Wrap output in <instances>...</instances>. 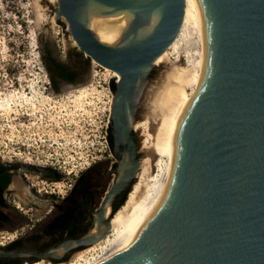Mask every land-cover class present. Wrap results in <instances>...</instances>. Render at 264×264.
<instances>
[{"label":"water","instance_id":"obj_1","mask_svg":"<svg viewBox=\"0 0 264 264\" xmlns=\"http://www.w3.org/2000/svg\"><path fill=\"white\" fill-rule=\"evenodd\" d=\"M183 4L56 0L54 17H63L81 54L118 73L109 108L116 135L127 139V157L120 160L85 232L46 250L0 247L1 254L59 258L56 248L63 253L106 233L105 208H117L109 207L110 200L137 169L129 139L134 97L155 65L153 58L174 37ZM186 4L209 56L205 91L183 125L165 201L99 264H264V0ZM122 10L130 16L114 41H101L89 17Z\"/></svg>","mask_w":264,"mask_h":264},{"label":"rangeland","instance_id":"obj_2","mask_svg":"<svg viewBox=\"0 0 264 264\" xmlns=\"http://www.w3.org/2000/svg\"><path fill=\"white\" fill-rule=\"evenodd\" d=\"M55 6L56 0H0V161L16 164L19 171L27 175V180L37 181L47 189L54 187L50 180L37 176L34 170L29 171L27 165L55 166L62 171V178L54 187L59 188L60 195L72 182L73 171L78 172L91 163L104 167L112 159L107 155L104 130L113 92L108 82L116 75L88 59L87 63L77 65L76 80L53 88L40 58V46L49 47L56 57L71 62L70 47L76 45L63 17H54ZM173 56V53L165 54L151 68L149 77L153 90L146 96L150 102L162 105L166 101L164 81L169 72L175 71L176 58ZM182 56L178 60L181 65L185 63ZM177 90L179 88L172 91L173 96L158 122L152 124V144L144 146L143 140V146L139 147V169L128 201L114 214H109L114 227L122 228L144 207L145 196L140 188L154 173L156 159L162 156L174 164L181 135L178 126L187 120V112L193 111L205 87L200 85L189 94L184 89L179 96L174 94ZM17 175L16 180L19 179ZM20 175L26 183L25 175ZM9 186L13 188L12 183ZM53 194L56 198L59 196L57 192ZM6 196L10 202L6 209L13 217L21 214L37 217L41 209L49 205L45 200V204L42 201L39 208H34L13 194ZM18 224L26 227L25 222L20 221L3 228L0 233L10 237L20 230ZM83 247L74 251L70 258ZM100 248L98 246L95 253L98 254ZM37 264L51 262L41 258Z\"/></svg>","mask_w":264,"mask_h":264},{"label":"flooded vegetation","instance_id":"obj_3","mask_svg":"<svg viewBox=\"0 0 264 264\" xmlns=\"http://www.w3.org/2000/svg\"><path fill=\"white\" fill-rule=\"evenodd\" d=\"M73 69L76 71L74 78V80H76V78H78L77 66L73 65ZM150 70L147 73L148 75L145 82L143 83L144 94L139 97H134L136 104L133 107L131 117H129V139L134 144L138 158L140 155L139 147L143 146L142 142L143 140L145 141V137H141V130L138 127H134V124L143 120L146 116H150V120H152L153 123L158 122L154 121L155 104L154 102H150V100H148L149 98L147 99L146 97L147 93L153 90L149 77ZM61 81L67 80L57 79V86L60 84ZM115 81L116 78L114 77L111 78L108 82L109 87L111 86V84L113 85L112 88L110 87L113 92L115 90ZM158 108L160 109V107ZM114 130L115 128L113 125L109 108L107 123L104 130V140L106 142L108 150L107 155H111L112 159H110L109 163L106 164L104 167H96V164L91 163L87 164L85 167L82 168L84 169L87 166L93 167L91 180H93L94 183H90V185L84 190L83 195L81 196V204L77 205L74 202L73 197L75 194L73 192L72 185L75 181V178L78 176L79 172L82 169H80L78 172H72V174L74 175L72 182L69 183L70 185L68 186L67 190L61 193L60 195L58 194L60 191L59 188L56 187L54 189V187L58 184L59 179L62 178V171L57 169L55 166H39L33 164L27 165L29 171L34 170L37 176L50 180V183H52V185L54 186L49 187L50 189H47L43 184L39 185V182L37 181L33 182L27 180V175H25V173H22L21 170L19 171L17 166H9L6 169L8 174V181L6 182L2 192V198L4 200V203L0 204V232L3 228H10L20 221H22L23 223L25 222L26 227H23L18 224L20 230L17 231V233H13L10 237L9 235H4L0 233V238H2V240H0V247L3 248L4 251H8L14 248L46 250L48 247L58 244L63 238L71 235L82 234L89 228L100 196L115 178L120 160L125 159L127 157V139L122 134H120V136L116 135V132ZM16 173L19 174L17 175V177L19 178L17 180L15 179ZM20 174L25 175L27 180L26 183L22 181V177ZM14 180L16 183L13 182ZM135 181L136 175L134 174L130 181L126 185H123L114 194L109 203L110 208L118 206L117 208L119 209L128 201L130 190L134 185ZM11 183L13 188L9 186ZM40 190L42 192H40ZM34 191H36L38 194H36ZM46 192L47 194H45ZM55 192H57L56 195H59L57 198L54 197L53 193ZM6 194L15 195L16 197L25 201L29 205H32L34 208H39V206L42 204V201L44 204L47 201L49 205L48 208L41 209L42 213L39 214V216L37 217L31 218L28 215L22 216V214H19L21 217H13V215L11 214L12 212L9 209H6V207L10 205L9 198H7ZM46 196L50 197L47 198ZM11 201L12 204L15 205V207H18V204L15 203L14 200ZM116 211H114L113 214ZM109 214L110 212H108L107 218ZM81 247H83L82 249H84L88 246L79 244L69 246L63 253L57 252V254H61L59 258H53L50 256L39 257L33 254L26 253L14 255L0 253V264H37L39 262V259L41 258H44L47 263L51 262V264H54L56 262L68 259L74 251Z\"/></svg>","mask_w":264,"mask_h":264},{"label":"bare ground","instance_id":"obj_4","mask_svg":"<svg viewBox=\"0 0 264 264\" xmlns=\"http://www.w3.org/2000/svg\"><path fill=\"white\" fill-rule=\"evenodd\" d=\"M183 12L182 17L177 28V31L168 43V45L157 54L153 60V64H157L162 60L165 54L173 53V57L176 58V66L173 65L175 71L169 72L165 77V92H166V101L161 105L154 101V121L156 122L162 112L169 104V99L172 98V91H175L176 88L178 92H174L176 96L182 94V90H188V94L195 90L198 86H204L206 88L208 81V60L209 56L205 50L204 43L200 37L199 31L196 27L194 19L190 13V10L186 4V0H183ZM129 14L124 10L115 12L113 14H106L102 17H89V26L94 30L97 37L104 42L112 43L117 36L118 32L129 18ZM154 14H152L150 25L152 20H154ZM103 18V19H101ZM117 18L119 19L117 21ZM115 20V21H114ZM181 54L184 55L185 63L182 65L178 63V60L181 58ZM167 57V56H166ZM93 61V60H92ZM105 67V66H103ZM107 68V67H106ZM109 69V68H108ZM112 70V69H110ZM114 71V70H112ZM116 75V80L118 79V73L114 71ZM170 90V91H169ZM144 94V85L140 86V89L137 92V97ZM170 94V95H168ZM155 95V99L157 98ZM163 95V94H162ZM161 95V96H162ZM79 97H81L79 95ZM170 97V98H169ZM160 107V109L158 108ZM152 111V110H151ZM192 111L189 110L186 114V117L190 115ZM153 114V115H154ZM150 116H146L143 120L136 122L134 127H138L141 130L142 135L145 137L144 146H150L152 144V120ZM186 121L182 122L178 127L182 131L183 125ZM180 139V137H179ZM179 139L177 143H179ZM177 155V153H176ZM174 164L171 160H168L162 156H159L155 161V170L154 173L147 177L140 188V193L145 196L144 207L133 216L131 219L126 221L123 224L122 228L114 227L112 221L108 215V229L106 233L97 241L88 244L87 248L77 252V257L83 256L86 252L90 250H95L98 246L101 247L100 252L97 254H92L83 258L82 264H99L107 256L110 250L134 227L137 225L148 221L156 210L163 204L166 199L169 187L171 185L174 167L176 162V156ZM139 161L137 163V169L135 175L138 173ZM116 208L114 211H116ZM109 208H105V214H108ZM110 214H113V212ZM94 230V227L91 231ZM60 253V248L55 249V253ZM95 255V256H93ZM70 264V263H69Z\"/></svg>","mask_w":264,"mask_h":264},{"label":"trees","instance_id":"obj_5","mask_svg":"<svg viewBox=\"0 0 264 264\" xmlns=\"http://www.w3.org/2000/svg\"><path fill=\"white\" fill-rule=\"evenodd\" d=\"M39 51L42 64L46 69L47 75L53 88L57 87V79L73 81L76 74V71L73 69V65L77 66L81 62L87 63L89 59L87 56L81 54L76 45H72L70 47L69 55H71L72 57L71 62L57 58L53 54L52 50L47 46L41 45ZM110 87L112 88L113 85L111 84ZM15 165L16 164L13 163H6L0 161V204L4 203V200L2 198V192L6 182L8 181V174L6 169L9 166ZM92 171L93 167L87 166L86 168L82 169L79 172L78 176L75 178V181L72 186L73 192L75 194L73 199L75 204L77 205L81 204V196L83 195L84 190L90 185V183H94V181L91 180Z\"/></svg>","mask_w":264,"mask_h":264},{"label":"built area","instance_id":"obj_6","mask_svg":"<svg viewBox=\"0 0 264 264\" xmlns=\"http://www.w3.org/2000/svg\"><path fill=\"white\" fill-rule=\"evenodd\" d=\"M96 250H94V252L92 254H94ZM90 254H91L90 251L86 252L81 257H77L76 256L77 254H74L71 258L69 257L68 259H66V261L63 260V261L56 262L54 264H69V263L70 264H82L83 258L86 257V256H89Z\"/></svg>","mask_w":264,"mask_h":264}]
</instances>
